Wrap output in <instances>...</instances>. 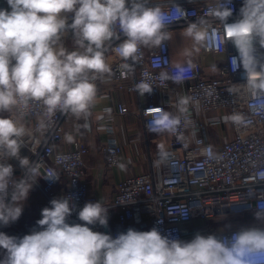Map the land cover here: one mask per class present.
Here are the masks:
<instances>
[{"label":"clouds","instance_id":"9594fccd","mask_svg":"<svg viewBox=\"0 0 264 264\" xmlns=\"http://www.w3.org/2000/svg\"><path fill=\"white\" fill-rule=\"evenodd\" d=\"M6 2L8 9L0 8V113L24 114L32 103H40L49 117L57 112L77 118L90 114L97 96L95 81L111 73L105 58L107 44L122 35L114 51L124 61L136 63L141 47L163 49L171 39L169 26L190 14L175 0L168 11L162 5L149 6L151 0ZM231 4L232 0H216L206 10L220 21L222 30L211 29L203 17L188 26L185 35L193 46L184 55L219 50L231 42L239 53L238 68L244 70L247 89L264 108V0H243L239 17L229 23ZM69 31L71 51L62 42ZM195 68L191 61L177 63L159 78L181 84ZM136 87L141 96L153 92L147 81ZM189 104V98L180 97L178 114L162 107L147 108L146 129L176 133L182 123H188ZM29 135L21 119L0 115V227L20 218L39 178L59 180L55 173L41 175L35 162L20 155ZM12 159L24 170L19 178L8 163ZM49 203L29 234L21 237L0 231V264H264V227H241L230 235L196 233L190 241L162 234L157 227L148 231L130 227L113 237L93 230L96 225L108 226V208L99 201H87L78 210L70 195ZM256 209L255 218L264 221V208ZM74 212L80 223H69ZM187 215L188 210L179 214Z\"/></svg>","mask_w":264,"mask_h":264},{"label":"built area","instance_id":"2783aa9c","mask_svg":"<svg viewBox=\"0 0 264 264\" xmlns=\"http://www.w3.org/2000/svg\"><path fill=\"white\" fill-rule=\"evenodd\" d=\"M175 3L190 14L169 26L167 31L171 39L177 30L188 28L201 17L211 29L222 30L220 21L208 16L206 11L215 6L216 0H175ZM155 4L168 11L172 0ZM242 4L243 0H232L233 15L229 23L239 17ZM68 22L71 23V14ZM123 39L121 35L120 40L107 44L105 51H110L112 58L107 63L117 78L118 105L115 112L121 115L138 112L145 127L150 119L144 112L147 108L167 110L158 96L164 91L167 96L180 92L172 81L160 80V73L170 72L177 63L191 61L196 68L184 81L190 99L186 113L188 123H182L178 131L171 134L168 147L151 154L149 170L117 182L112 197L99 200L86 179L85 156L91 153V146L85 140L77 139L68 148L60 147L66 139L64 125L68 113L57 112L49 117L40 103H32L24 114L13 111L11 116L21 119L30 133L25 137L20 155L35 162L41 175L55 173L59 177L55 182L39 178L33 185L41 189L46 203L50 206L53 198L70 195L78 210L87 201H99L108 208L109 221L107 229L96 225L94 231L115 237L130 227L140 231L157 227L162 234L170 233L181 240L188 234L195 236L196 230L190 226L196 217L210 222L226 212L257 210L258 206L264 208V108L247 89L244 70L238 68L236 57L239 53L235 46L228 42L219 50L193 51L191 59L176 62L169 39L163 49L141 47L139 60L133 63L124 61L114 51ZM208 54L215 59L209 65L204 60ZM126 63L129 67H124ZM144 81L153 86V92L142 96L147 102H140L139 109L132 111L126 94L133 92L140 97L136 86ZM168 102L173 105L171 98ZM107 110L111 111V108ZM172 113L178 114L176 110ZM227 125L233 134L231 137L225 131ZM210 128H216L219 135L214 136L209 132ZM145 130L149 132L146 127ZM108 131L111 134L104 144L105 167L113 168L121 164L123 145L112 125ZM12 160L23 175L19 162ZM185 210H188L187 218H182L179 214ZM158 220L163 223H157ZM69 223H80L75 212ZM252 226L264 227V221ZM238 229H211L201 234L230 235ZM19 232L22 237L31 230L19 229Z\"/></svg>","mask_w":264,"mask_h":264},{"label":"crops","instance_id":"0c3cea01","mask_svg":"<svg viewBox=\"0 0 264 264\" xmlns=\"http://www.w3.org/2000/svg\"><path fill=\"white\" fill-rule=\"evenodd\" d=\"M166 1L169 0H151L152 4L149 6L155 3ZM0 8L8 9L6 0H0ZM186 29L187 28L177 30L171 39V49L176 62L189 60L193 56V54L191 56L184 55L185 50H191L193 46V41L191 38L185 35ZM62 42L69 51L74 49L73 35L71 31H69L66 36L63 37ZM109 52L110 51L105 53L106 62H110L112 58ZM95 83L97 85V96L94 105L90 109V114L86 118H77L71 113H68V120L64 125V134L66 139L60 147L68 148L77 139H83L91 146V153L85 156V161L87 164L86 179L90 185L92 193L99 200H107L110 199L114 194L117 182L133 174L146 172L149 170V158L151 154L160 148L156 143H153V140L158 134L149 133L145 130L141 115L138 112H131L127 115H121L115 112L118 105L116 76H114V74L111 72L110 74H105L103 78L97 79ZM174 87L175 89L180 88L179 94L171 93V96H167L166 91H164L158 96L159 102L165 104V108L169 112H172V110L177 111L176 104L180 97L189 98L187 82L175 84ZM126 98L128 106L132 111H137L139 109L140 102H143V104L147 102L146 98L142 96L139 97L137 93L133 92L127 93ZM169 98L172 99L173 105L168 102ZM109 107L111 108V111L107 110ZM11 114L0 113V115L3 116H9ZM135 116H139L138 118L141 120L140 127L134 123L136 121L133 120ZM110 117L113 119L108 120ZM110 125L113 126L116 136L123 145V152L120 156L121 164L119 166L106 168V154L104 152V144L111 134L108 131V127ZM8 163H10L14 168V177H21L22 172L15 165L14 161L9 160ZM32 195L33 194L30 192L27 199V202L29 201L30 204L31 199L34 200ZM44 207H49L48 203L45 202ZM36 208L39 209V207ZM24 210L25 204L23 207V211ZM255 212L256 210H247L244 212H226L222 215H218L214 219V222L210 221L209 225L206 220L196 217L191 223L190 228L193 230L195 229L196 233H205L211 229H240L241 227H250V225L260 222L255 218ZM21 222L22 218L20 217L10 226L16 225L19 231V229H22L19 228V226L23 225ZM34 227H36V225H33L30 230H32ZM190 235L192 234L186 235L185 238Z\"/></svg>","mask_w":264,"mask_h":264},{"label":"rangeland","instance_id":"374dc122","mask_svg":"<svg viewBox=\"0 0 264 264\" xmlns=\"http://www.w3.org/2000/svg\"><path fill=\"white\" fill-rule=\"evenodd\" d=\"M204 60L206 61V64L209 65L215 59L213 58L212 54H208L204 58ZM138 117L139 116H137V117L135 116L133 118V120L134 121L136 120L134 123L138 127H140L141 126V120ZM225 131L227 132L229 137L233 136L231 130L229 129V125H227V128H225ZM209 132L214 133V136H216V137L219 135L216 128H210ZM170 140H171V133L164 132V133L158 134L157 137L153 140V143H156L160 149H164V148L168 147ZM31 194H33L32 197L34 198V200L31 199V204L29 203V201L25 202V210L22 212V215L20 216L22 218L21 223L23 225L19 226V228H22L25 231L30 230L33 227V225H36V221L41 218V210L44 208V204L46 202V200L43 198V194H42L41 189L39 187H37V186L33 187L31 190ZM36 207H39V209H37ZM32 208H34V209H32ZM31 209L33 212L31 211ZM212 221L214 222V220H212ZM207 223L209 225L210 222L207 221ZM0 231H3L8 235L19 236V231L17 229V226L3 227L0 229ZM193 237L194 236L190 235L187 238H185L184 241H190ZM2 256H3V252L0 251V257H2Z\"/></svg>","mask_w":264,"mask_h":264},{"label":"water","instance_id":"95a60500","mask_svg":"<svg viewBox=\"0 0 264 264\" xmlns=\"http://www.w3.org/2000/svg\"><path fill=\"white\" fill-rule=\"evenodd\" d=\"M107 229V227H105Z\"/></svg>","mask_w":264,"mask_h":264}]
</instances>
